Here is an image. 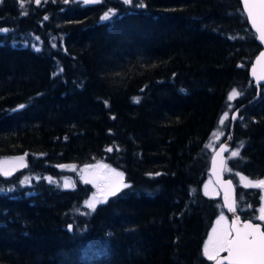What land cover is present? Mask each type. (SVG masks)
<instances>
[{
	"label": "trees",
	"instance_id": "trees-1",
	"mask_svg": "<svg viewBox=\"0 0 264 264\" xmlns=\"http://www.w3.org/2000/svg\"><path fill=\"white\" fill-rule=\"evenodd\" d=\"M261 48L240 0H0V158L27 159L0 174V264H211L224 207L203 191L208 140L236 108L225 176L259 221L260 188L239 175L264 177ZM97 161L129 187L92 211L93 186L64 165Z\"/></svg>",
	"mask_w": 264,
	"mask_h": 264
},
{
	"label": "snow or ice",
	"instance_id": "snow-or-ice-1",
	"mask_svg": "<svg viewBox=\"0 0 264 264\" xmlns=\"http://www.w3.org/2000/svg\"><path fill=\"white\" fill-rule=\"evenodd\" d=\"M35 2L39 4L40 0H35ZM82 2L87 4L96 2V0H82ZM124 2L130 3L131 0H124ZM243 3L247 17L251 21L256 32L259 33V39L264 41V0H243ZM21 7H24V0H21ZM111 14V12L105 13L102 19H108ZM45 19H47V17H45ZM261 62H264V52L260 54V58L257 61V63ZM253 74H255V68L253 69ZM259 79L264 80V75L259 76ZM238 95L239 93L233 90L228 99L232 100ZM136 102H139L138 98H136ZM233 119H235V116H233ZM221 123H223V120ZM108 151H111V149H108ZM238 155V151L232 152L233 157ZM17 163L23 164V158L0 161V174L5 177L12 175L13 170L8 166ZM213 163H215V161H213ZM95 168L103 169L104 171L98 174L94 173L93 179L91 180L87 177H84L83 180L85 184L94 183L97 190V194L86 201V207L92 211H95L98 204L106 203L109 197L116 196L122 188L129 187V185L124 182V174L122 172L110 168L106 164H97ZM82 171L86 173L88 167ZM48 179L49 182H51V178ZM240 179L244 181L245 187L264 189V180L253 181L248 180L244 176H240ZM27 182L28 178L22 181V183ZM63 187L72 188L75 187V185L69 180H65ZM228 188H231V181L228 183ZM225 200L227 201V195ZM228 207L230 211H235L234 202L229 203ZM259 211L260 215L258 219L264 221V207H261ZM223 221H225V217L221 215L216 221L217 226L212 228V233L203 247V255L207 257L208 260L215 261V264H224L225 261L227 264H264V231L261 230V226L249 222L244 223L241 227L239 226V217H236V219L232 221L230 227L222 225ZM222 252H226L227 256L218 259Z\"/></svg>",
	"mask_w": 264,
	"mask_h": 264
},
{
	"label": "water",
	"instance_id": "water-1",
	"mask_svg": "<svg viewBox=\"0 0 264 264\" xmlns=\"http://www.w3.org/2000/svg\"><path fill=\"white\" fill-rule=\"evenodd\" d=\"M243 10L245 11L243 0H240ZM247 16V13H246ZM248 18V17H247ZM248 22L253 29V31L256 33V39L261 45L260 51L256 54V56L253 59L252 65L250 67V76L251 79L254 81V84L260 85L264 82V80L259 79V76L264 75V62L257 63L258 59L260 58V54L264 52V41H261L259 39V33L256 32L255 28L252 26L251 21L248 18ZM255 68V74H253V69ZM239 114V108L234 109L231 115V128L230 132L227 135L226 139L221 141L213 150L211 162H210V169H209V175L214 181L215 185L217 186L219 192L221 201L224 207V210L227 212L230 218V226L232 224V221L236 219V217H239V226H243L244 223H256L261 226V230L264 231V224L261 221H254L250 218H243L241 214L237 210V200H236V185L232 178L225 176V167H226V161L228 157V153L231 150V142H232V132L234 129V123L237 119ZM233 116H235V119H233ZM215 161V163H213ZM231 181V188H228V183ZM227 195V201L225 200V197ZM234 202L235 211H230L228 204ZM227 256L226 252L220 253V257L218 259H222L223 257ZM211 264H215V261H212ZM224 264H227L225 261Z\"/></svg>",
	"mask_w": 264,
	"mask_h": 264
},
{
	"label": "rangeland",
	"instance_id": "rangeland-1",
	"mask_svg": "<svg viewBox=\"0 0 264 264\" xmlns=\"http://www.w3.org/2000/svg\"><path fill=\"white\" fill-rule=\"evenodd\" d=\"M96 1H99V0H96ZM233 90H236L238 93V89H233ZM233 90L230 91L229 95L233 92ZM232 103H229V108L221 115L220 117V121H219V124H223L225 122L226 119L229 118L230 114H231V107H232ZM227 114V115H225ZM223 120V123H221V121ZM224 134V129L222 127H218L217 129H215L213 131V133L211 134L209 140H208V145L209 147L214 150L215 147L218 145V143H220L221 141V138H222V135ZM233 151H237V149H233L230 150V152L228 153V155H232V152ZM23 158V164H20V163H17L15 165H9L8 167L12 168V174L19 168H22L24 165L27 164V159H26V156L24 155H19V156H5V157H2L0 158V161H6V160H16L18 158ZM97 164H106L108 165L110 168H113L119 172H122L124 174L123 171H121L119 168H116L114 167L113 165H110L109 163L107 162H104V161H97L95 163H91V164H83V165H76L74 163L72 164H68V165H64V168L65 169H69V170H75L76 172V175L79 176L81 178V180L83 181L84 180V177H87L88 179H93V174L94 173H100V172H103L104 170L103 169H96L95 168V165ZM86 167H88V171L85 173L84 171H82L83 169H85ZM240 176H244L246 177L248 180H253V181H256V180H264V177L263 178H258V179H252L246 175H243V174H240L239 175V183L244 185V181H242L240 179ZM28 178V182L27 183H23V184H31L32 182V179H37L38 176H34L33 177H27ZM25 179H23L24 181ZM65 180H69L71 183H73V179L70 177V176H64L62 181L64 183ZM124 182L128 184V182L126 181V178H125V174H124ZM92 186H93V191L89 194V196L87 197V199L85 200L84 202V205L86 206V201L90 200L93 195H96L97 194V190H96V187H95V184L94 183H90ZM203 191L204 193L206 194L207 192V195L209 196H220V192L217 188V186L215 185L214 181L212 180V178L210 176H208V178L205 180L204 184H203ZM261 191V204L259 206V209L261 207H264V189H260ZM223 215L225 217V221L222 222V225H226V226H229L230 227V218H229V215L227 214V212L225 210H223L222 212H220L218 214V216L214 219V222L212 224V227L210 228L209 232H208V235L205 239V242H204V245L205 243L207 242L208 240V237L211 235L212 233V228L213 227H216V221L220 218V216ZM260 215V211L258 213V217ZM259 220V219H258ZM261 221V220H259ZM263 224H264V221H261ZM203 245V247H204Z\"/></svg>",
	"mask_w": 264,
	"mask_h": 264
},
{
	"label": "bare ground",
	"instance_id": "bare-ground-1",
	"mask_svg": "<svg viewBox=\"0 0 264 264\" xmlns=\"http://www.w3.org/2000/svg\"><path fill=\"white\" fill-rule=\"evenodd\" d=\"M232 150V149H231Z\"/></svg>",
	"mask_w": 264,
	"mask_h": 264
}]
</instances>
